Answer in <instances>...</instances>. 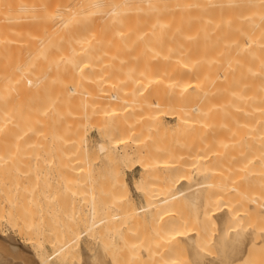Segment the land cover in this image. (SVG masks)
Returning <instances> with one entry per match:
<instances>
[{
  "label": "bare ground",
  "instance_id": "obj_1",
  "mask_svg": "<svg viewBox=\"0 0 264 264\" xmlns=\"http://www.w3.org/2000/svg\"><path fill=\"white\" fill-rule=\"evenodd\" d=\"M45 158L94 212L127 204L85 233L156 237L91 264H264V0H0V264H77L74 231L42 253Z\"/></svg>",
  "mask_w": 264,
  "mask_h": 264
},
{
  "label": "rangeland",
  "instance_id": "obj_2",
  "mask_svg": "<svg viewBox=\"0 0 264 264\" xmlns=\"http://www.w3.org/2000/svg\"><path fill=\"white\" fill-rule=\"evenodd\" d=\"M83 129V128H82ZM90 129L85 127L84 132L88 133L90 132V135L92 136V141H95L94 138L97 137V132L95 129ZM82 143L79 145V149L81 154L83 155V157H86L87 155V150L86 147L83 145L85 139L84 136L81 138ZM94 144V142H92ZM159 144V143H158ZM93 147V146H92ZM86 150V151H85ZM115 154H113L114 159L106 156L103 153H99V157L97 159V162L94 166H96V173L98 178L100 180H102L100 182V184L103 185V182L105 181H109L110 179H113L114 176V168L116 167V165H118V157L119 154L117 153V151L114 152ZM118 154V155H117ZM116 158V159H115ZM121 166L124 170V174L131 186V190L132 193L134 195V201L132 202L133 204H129L130 209L131 207H141L142 205H144V196L142 193H139L133 186V182H134V177L139 173V167L138 166H131L130 163L128 162H122ZM157 171V173L155 172L156 175L153 176L154 179H158V176L160 177L161 175L160 172ZM60 174L57 173L56 169L52 168L48 159H43L42 160V166H41V171L39 172V186H38V218H39V222H40V228L42 231V235L43 237H45V239H43V248L44 250H42V253L44 254L45 251H48L45 253V255L50 254V252H52V245H51V241L48 239V237L50 238H54L56 239L58 236L57 234H61V236L63 238H69L70 237V233H72L73 231L75 232L74 235H76L77 237V243L75 247L77 248L76 251V258L74 263L76 262L77 264H91V257L92 255L94 256L95 254H101V253H105L106 251L108 252V250L110 251L112 248L115 249L117 248L118 250H127L129 246H136V245H145L146 241H150L147 243L150 244H154V242H152L149 239H154L156 238L155 236H152L151 234V227L149 225H142V226H131V227H125L122 226L121 230H119V235L117 233H115L116 231H112L113 234L109 233L106 236H100L98 237L95 234V237H92V234L90 236V234H88V232L85 233V230H83L84 228H86L85 226L87 225V220L89 219L87 218L89 215H93L95 212L93 211V209L91 210V205H90V201L88 197H85L83 195H80V193H72L67 191L64 186L63 183L61 181V178L59 176ZM156 177V178H155ZM97 178V179H98ZM98 179V181H99ZM218 179H220L218 177ZM100 187V186H99ZM102 188V187H100ZM105 189V188H104ZM99 188L95 191H98ZM105 191V190H103ZM109 191V192H108ZM102 193V189H100V191ZM106 194L110 195V190H107ZM106 194H104L105 196H107ZM103 195V194H102ZM143 202V203H142ZM107 203V202H106ZM105 202L101 203V209L102 211H106V204ZM188 203V202H187ZM185 203V204H187ZM106 206L105 208L102 206ZM109 204V203H108ZM190 204V202L188 203ZM125 207H120L122 208V210H120L119 208L115 209L114 205L113 206H109L110 207V212L107 211L105 212L106 215L108 214V216H111V218L113 217V220H116V222L118 220H120L122 217H120V219L118 218H114V216H112L111 214H119L117 213L118 211H122L125 213V210L123 211V208L126 209V205L122 204ZM192 205V203H191ZM108 207V208H109ZM112 207V208H111ZM184 207V206H183ZM182 210H189L188 214L190 213V215L193 214V210L191 207L189 208V205H186V209ZM193 207V205H192ZM104 208V209H103ZM128 208V206H127ZM100 209V208H99ZM99 209L97 215L94 214V217L97 216V218L101 217L102 215L105 216V214H102L100 212ZM115 209V210H113ZM129 209V208H128ZM192 209V211L190 210ZM118 210V211H117ZM127 210V209H126ZM94 213H91V212ZM100 211V212H99ZM117 211V212H116ZM138 211V217L141 218L142 214V220L146 218V215L144 214L145 212L143 211ZM191 211V212H190ZM116 212V213H115ZM187 212V211H186ZM91 213V214H90ZM104 213V212H103ZM110 213V214H109ZM142 213V214H141ZM98 214H102L100 216H98ZM124 215V214H123ZM123 215H119V216H123ZM145 216V217H144ZM93 217V219H94ZM125 217V215L123 216V218ZM96 219V218H95ZM86 220V221H85ZM148 220V219H145ZM144 220V221H145ZM110 221V220H109ZM86 223V224H85ZM0 231L4 233L5 237H7L9 239V237L13 238L10 240L13 241H19L20 240V236L19 234L8 224H3L0 226ZM81 232H83L81 234ZM78 233V234H77ZM80 233V234H79ZM94 235V234H93ZM79 238V239H78ZM158 239V238H157ZM79 240V241H78ZM155 241H157L156 239H154ZM153 240V241H154ZM76 242V241H74ZM47 243V244H46ZM50 245V246H49ZM48 246V247H47ZM102 248V249H100ZM89 250V251H88ZM102 251V252H101ZM210 254H213V250L211 248V251H208ZM215 252V251H214ZM79 255V256H78ZM80 258H78V257ZM185 258V259H184ZM183 260L185 261V263H188L186 261H188V257H184ZM54 258H52L53 260ZM82 259V260H81ZM79 260V262L77 261ZM81 260V261H80ZM89 260V261H88ZM54 261L59 262V260L54 259ZM89 263H88V262ZM183 263V264H185Z\"/></svg>",
  "mask_w": 264,
  "mask_h": 264
}]
</instances>
